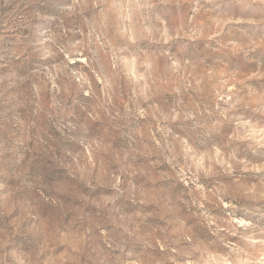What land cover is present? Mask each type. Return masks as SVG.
Wrapping results in <instances>:
<instances>
[{"label": "rangeland", "instance_id": "rangeland-1", "mask_svg": "<svg viewBox=\"0 0 264 264\" xmlns=\"http://www.w3.org/2000/svg\"><path fill=\"white\" fill-rule=\"evenodd\" d=\"M0 264H264V0H0Z\"/></svg>", "mask_w": 264, "mask_h": 264}]
</instances>
